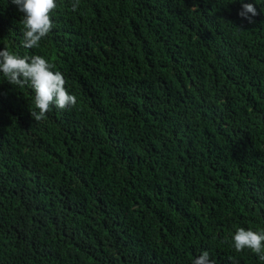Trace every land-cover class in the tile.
Masks as SVG:
<instances>
[{"label": "trees", "instance_id": "trees-1", "mask_svg": "<svg viewBox=\"0 0 264 264\" xmlns=\"http://www.w3.org/2000/svg\"><path fill=\"white\" fill-rule=\"evenodd\" d=\"M22 46L0 0V50L41 55L77 104L35 121L0 73V264H264V0H56Z\"/></svg>", "mask_w": 264, "mask_h": 264}, {"label": "clouds", "instance_id": "clouds-1", "mask_svg": "<svg viewBox=\"0 0 264 264\" xmlns=\"http://www.w3.org/2000/svg\"><path fill=\"white\" fill-rule=\"evenodd\" d=\"M23 14L20 21L23 29L22 46L25 49L38 48L40 42L48 37L56 27L52 20L58 5L56 0H11ZM80 0H74L72 11H76ZM238 15L248 23H254L258 15L253 3H243ZM55 65L41 55H21L4 47L0 50V73L12 86L21 88L28 86L34 92L35 109L31 116L35 121L43 120L53 106L66 110L77 104V97L66 88V79L59 70L54 71ZM233 246L237 252L245 248L256 254L264 261V228L253 230L238 227L232 236ZM192 264H216L210 259L208 251H203Z\"/></svg>", "mask_w": 264, "mask_h": 264}]
</instances>
